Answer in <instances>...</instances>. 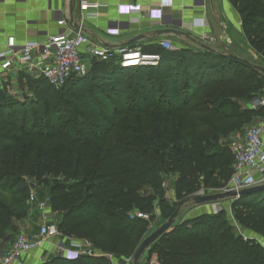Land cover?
<instances>
[{
  "label": "trees",
  "instance_id": "16d2710c",
  "mask_svg": "<svg viewBox=\"0 0 264 264\" xmlns=\"http://www.w3.org/2000/svg\"><path fill=\"white\" fill-rule=\"evenodd\" d=\"M240 6L245 35L264 60V0H242ZM208 60L218 65L200 73L209 81L179 90L174 78L157 70L160 63L123 68L114 61L95 62L86 76L59 88L26 75L35 100L7 98L0 90V249L27 218L31 189L48 190L63 235L78 237L89 229L97 239L114 234L112 251L127 255L136 231L148 222L131 218L133 210L152 214L156 200L167 218L177 209L165 198L162 173L177 174L181 204L194 201L201 188L230 182L234 156L222 139L264 115V107L249 109L232 98H257L264 74L259 64L211 49L181 58L205 67ZM229 199L235 219L245 223L239 210L247 206L264 226V189ZM226 214L174 223L151 249L162 264H264V249L237 235ZM43 264L111 263L79 255Z\"/></svg>",
  "mask_w": 264,
  "mask_h": 264
},
{
  "label": "crops",
  "instance_id": "0c3cea01",
  "mask_svg": "<svg viewBox=\"0 0 264 264\" xmlns=\"http://www.w3.org/2000/svg\"><path fill=\"white\" fill-rule=\"evenodd\" d=\"M72 1L0 0V52L6 48L10 36L15 37L17 47L28 41L45 42L61 29L58 21L65 19L69 23L73 21L75 29L81 25L82 30L96 45L109 48L126 46L146 52H158L161 59L157 70L166 71L174 78L178 90L209 81L204 74L200 75L204 68L208 69L207 66L218 70L214 60H208L206 67L195 61L183 63L181 58L191 52L202 54L211 49L222 55L232 53L247 59L252 65L261 60L260 54L250 45L244 32L240 6L242 0H206L204 7L195 6L192 0H173L172 3L165 4L160 19L149 15V10L158 7L160 0H75L71 6ZM125 5L131 7L128 13H122L119 9ZM89 12L94 13L86 17L85 14ZM113 21H120L121 25L114 24ZM167 30L175 32L161 33ZM164 40H169L173 48L162 47L161 42ZM17 75L15 73L11 80ZM255 99L241 105L258 109L252 107ZM263 116H255L251 124L260 122ZM170 194L173 196L172 190ZM47 195V189L40 190L38 197L44 198ZM36 209L38 213L30 205L27 218L21 225L22 232L33 236L37 235L42 223L41 211L37 207ZM218 211L220 208L214 204H195L184 219ZM46 212L52 220L58 216L50 207ZM58 245L76 249L82 244L73 237H54L32 252L20 256L14 264L46 263L56 256ZM98 255L96 253L95 256L99 257Z\"/></svg>",
  "mask_w": 264,
  "mask_h": 264
},
{
  "label": "built area",
  "instance_id": "2783aa9c",
  "mask_svg": "<svg viewBox=\"0 0 264 264\" xmlns=\"http://www.w3.org/2000/svg\"><path fill=\"white\" fill-rule=\"evenodd\" d=\"M192 1L195 6L204 7L206 5V0ZM167 2L172 3L173 0H160L158 7L149 10V15L160 19L162 9ZM90 6L97 8L95 5ZM119 9L122 13H128L131 7L125 5L120 6ZM93 13L89 12L85 16ZM112 23L121 25L120 21ZM73 24V21L69 23L65 19H60L58 25L61 29L45 42L28 41L17 47L15 37H8L6 48L0 52V86L4 81L12 79L15 73H24L33 78L41 77L52 86L59 88L70 79L86 76L95 61L102 63L114 61L123 68L154 67L159 64L161 59L159 53L143 52L138 48L126 46L109 48L96 45L82 30L81 25L75 29ZM161 46L165 49L173 48L169 40L162 41ZM252 107H264V97L255 99ZM263 135L264 116L260 122L248 128L244 139L233 144V176L228 191H240L264 183ZM204 194V192H199L196 196ZM28 203L35 205L41 211L42 223L39 225V231L36 236L26 232L16 236L9 248L0 252V264H14L20 256L32 252L51 238L64 236L57 222L52 220L46 212L49 207L47 199H40L35 189H31ZM130 217L149 220L147 213L138 210L134 211ZM82 244L76 249L58 245L55 255L69 258L79 255H96L90 244L87 242ZM148 264H160V261L155 255Z\"/></svg>",
  "mask_w": 264,
  "mask_h": 264
},
{
  "label": "rangeland",
  "instance_id": "374dc122",
  "mask_svg": "<svg viewBox=\"0 0 264 264\" xmlns=\"http://www.w3.org/2000/svg\"><path fill=\"white\" fill-rule=\"evenodd\" d=\"M257 64H259L260 68H264V60L262 59V57H261V60H259V62H257ZM27 77L28 76H26V75L21 76L20 74H18L15 79H13V80L9 79L7 81H4L3 87L0 88L1 92L3 93V95L5 97L12 98V99H15L18 101H25V100L30 101V99L35 100V89L33 88L32 84H30V81L27 79ZM61 91L62 90H59V93H61L60 96L63 97L64 93ZM256 97L257 98L264 97V89L261 90ZM63 99H65V98L63 97ZM232 99H235L238 104H240V103L243 104V101L240 102V100H242V99L238 100L237 97H233ZM65 101H66V99H65ZM65 104L68 105L69 108H71L70 104H68V103H65ZM138 117L140 118L141 116L129 117V116L125 115V116H123V119L127 118L128 120L129 119L137 120ZM252 125L253 124L249 123V124L245 125L239 131L231 132L228 137L222 139L221 146L226 145L229 148V150L233 156V144L244 139L246 131ZM162 175H163V188H164L165 198L168 201H170L172 204H175V206H177V208H179V213H178V216L176 218L175 223H179L180 221L186 220L184 218L186 217L189 210L192 207H194V205H195L194 201L189 200L186 203L181 204L180 201L177 200L176 193H175V179L177 177V174L172 173V172H166V173H162ZM229 188H230V182H228L227 184L220 186V187L211 185L209 187L199 189L198 192L195 193V196L199 192H204L205 194L224 193V192L228 191ZM43 190H45V189H42V191ZM170 190L173 191V193H174L173 196L170 194ZM35 191H36L37 195H39V190L35 189ZM40 199H47L48 200V195L45 196L44 198H40ZM232 202H233V199L226 198L224 200L212 202L210 204H214L216 207H219L220 210H225V212L227 213L225 215V218L228 220L229 223H231L235 227V231H236L237 235H240L241 237H243L244 240L253 241L254 243L260 245L264 249V226H263V224H260V222H259L260 218L258 216H254L252 218V215L250 214L249 208L246 206L239 211L247 218V220L245 221V223L239 222L237 219H235L234 211L231 209ZM31 206H34V209L38 213L35 205H31ZM133 211H135V210H133ZM163 213L164 212H163V210L159 204V201L156 200L154 203V209H153L152 214L147 213L149 215V220H147L148 221L147 225L139 228L136 231L134 246H133L134 248L127 255L122 253L121 251H112V247L114 245V238H115L114 234L108 235L107 237H104L101 239H97L95 234L92 233L91 230L89 229V230L82 231V235H80L78 237H73V238L77 242H79V243L81 242V244L83 242H87L88 244H90L94 253H98L99 254L98 256L102 257L104 259V261H108L111 264H133V260H132L133 253L136 250V248L139 246L141 241L144 238H146L148 235H150L155 229H157L165 221L168 220V218L165 217V215ZM54 221H56L58 224V216H56V219ZM21 233H22V231L20 228V230L14 234V238L11 240L10 245L12 244V242L14 241L16 236H18ZM9 246L7 248H9ZM6 249L5 248L0 249V251L4 252V251H6ZM155 255L161 264L162 261L159 257L158 252L151 249V246L144 251V253L142 254V256L139 260V264H148V262Z\"/></svg>",
  "mask_w": 264,
  "mask_h": 264
},
{
  "label": "water",
  "instance_id": "95a60500",
  "mask_svg": "<svg viewBox=\"0 0 264 264\" xmlns=\"http://www.w3.org/2000/svg\"><path fill=\"white\" fill-rule=\"evenodd\" d=\"M75 3V0L72 1L71 6ZM174 30H167V31H161L162 32H170ZM228 56L232 59H235L245 65H252L247 59L241 58L237 55H234L232 53L228 54ZM262 73L264 74V68H260ZM264 189V183L258 184L249 188L242 189L240 191L230 190L226 191L224 193H215V194H204V195H197L194 198V202L196 205L206 204V203H212L220 200H224L225 198L230 197H239L241 195L250 194L259 190ZM179 213V208H177L173 214L168 218L167 221H165L162 225H160L157 229H155L150 235H148L146 238L142 240L138 248L136 249L135 253L133 254V264H139V260L144 253V251L149 248L154 242H156L165 232H167L170 227L175 223L176 218Z\"/></svg>",
  "mask_w": 264,
  "mask_h": 264
}]
</instances>
